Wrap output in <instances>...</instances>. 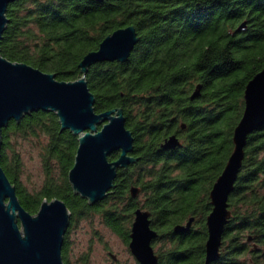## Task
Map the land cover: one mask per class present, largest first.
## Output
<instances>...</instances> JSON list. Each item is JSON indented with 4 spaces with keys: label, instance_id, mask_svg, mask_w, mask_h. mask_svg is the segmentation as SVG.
I'll return each mask as SVG.
<instances>
[{
    "label": "trees",
    "instance_id": "trees-1",
    "mask_svg": "<svg viewBox=\"0 0 264 264\" xmlns=\"http://www.w3.org/2000/svg\"><path fill=\"white\" fill-rule=\"evenodd\" d=\"M6 16L0 54L59 80L76 79L83 55L113 30L134 25L139 36L125 62H98L85 75L96 112L123 109L137 157L118 170L102 200L90 205L73 193L67 173L77 136L61 130L55 113L32 111L1 131L0 165L22 207L34 214L43 199L57 197L71 212L64 264L67 233L77 219L99 216L128 245L138 207L150 211L157 232L152 246L161 244L158 264H204L209 191L232 151L245 85L264 68V0H14ZM171 134L180 145L165 149ZM18 137L39 147L44 178L34 192L20 181ZM132 186L139 188L135 198ZM227 201L220 254L210 264H264V125L247 136ZM189 218L187 229L175 230Z\"/></svg>",
    "mask_w": 264,
    "mask_h": 264
},
{
    "label": "water",
    "instance_id": "water-1",
    "mask_svg": "<svg viewBox=\"0 0 264 264\" xmlns=\"http://www.w3.org/2000/svg\"><path fill=\"white\" fill-rule=\"evenodd\" d=\"M12 1L0 0V39L8 21L7 6ZM244 25L241 23L237 30ZM138 40L134 25L113 30L97 49L83 55L78 64L80 75L73 80H59L54 73L11 61L0 54V146L2 128L11 119L19 122L36 110L55 113L61 130L68 129L77 136L73 164L67 173L73 193L90 205L102 200L114 187L118 170L134 163L137 157L132 155L134 138L125 125L123 109L114 107L96 112L95 96L85 75L98 62H125ZM199 90L197 85L190 98L198 96ZM243 99L244 109L232 133V151L209 191L211 210L205 221L204 264L219 257L222 233L230 216L227 200L242 165L247 136L264 125V68L246 83ZM179 145L175 134L162 143L165 149ZM115 151H118L117 157L110 160ZM138 192L135 186L129 189L133 198ZM70 217L68 207L57 197L43 199L34 214L26 211L0 165V264H64L61 248ZM191 221L189 218L185 224L176 225L175 230L187 229ZM156 236L157 232L150 227V211L136 208L128 248L139 264H158V255L152 246Z\"/></svg>",
    "mask_w": 264,
    "mask_h": 264
},
{
    "label": "rangeland",
    "instance_id": "rangeland-1",
    "mask_svg": "<svg viewBox=\"0 0 264 264\" xmlns=\"http://www.w3.org/2000/svg\"><path fill=\"white\" fill-rule=\"evenodd\" d=\"M16 150L22 161L21 183L28 191H37L44 178L39 147L31 137H18ZM67 240L69 264H138L128 245L112 233L97 215L77 219L69 228ZM159 246L161 244L157 243L154 250H158Z\"/></svg>",
    "mask_w": 264,
    "mask_h": 264
}]
</instances>
